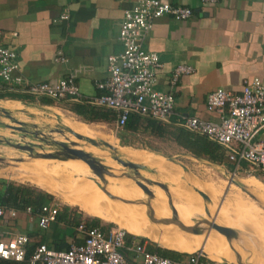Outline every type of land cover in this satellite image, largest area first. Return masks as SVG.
<instances>
[{
    "label": "crops",
    "instance_id": "crops-1",
    "mask_svg": "<svg viewBox=\"0 0 264 264\" xmlns=\"http://www.w3.org/2000/svg\"><path fill=\"white\" fill-rule=\"evenodd\" d=\"M168 1L174 5L191 7L194 14L186 20H176L171 15L157 19L144 42V47L160 57L162 66L158 70L157 88L174 93L175 114L168 121L140 116L136 129H129L126 124L120 133L128 136L138 135L143 142L147 141L146 144L151 142L150 146H136L149 149L147 151L152 157L147 161H157L161 156L170 157L186 178L191 177L188 174L195 175V172L184 159L210 160L207 156H196L181 144L182 138L179 140V134L187 128L183 125V116L197 115L216 120L218 113L210 112L206 107L210 92L219 87L238 92L246 78L259 76L264 80V0H217L214 3H206L203 0ZM135 2L136 0H0V33L4 36L6 45L16 51L20 66L15 74L24 79L21 84L0 79V93L5 94L0 97V103L13 107L55 108L86 121L72 108L75 103L87 104V101L91 102L93 97L102 93L97 83L109 75V55L120 54L124 49L119 40L120 23L125 9L133 6ZM67 9L70 18L61 20V15ZM59 49L63 50L68 61L55 60ZM180 64L191 65L195 70L190 74L181 75L177 84L173 85V72ZM73 72L76 73L75 82L84 96L82 100L67 97L55 101L46 96L28 93L24 89L29 84L55 85L61 78ZM12 94L19 97L10 96ZM45 100L53 102L50 104ZM111 110L115 119L98 122L114 123L117 126V112ZM99 130L103 136L108 135L102 129ZM118 136L119 144L123 148H129L128 144L133 145L123 135L117 134ZM141 136L145 137V140ZM98 141L107 142L103 138ZM176 149L177 153L169 155L172 154L171 150ZM241 169L251 171L248 166H242ZM41 172L38 176L43 174V177H47L43 169ZM27 181L33 183L31 180ZM203 185L207 189L208 185ZM61 193L62 188H58L54 194L62 197ZM193 206L195 207L190 209L195 208L203 212L196 204ZM257 207L258 218L264 213L258 205ZM17 212L13 217H1L0 229L30 233L37 240L43 236L50 238L53 232L59 236L64 230L61 226L55 231L51 228L52 225L42 229L38 216ZM208 217L205 214L204 219ZM253 241L257 248L242 255H249L255 264H264V248ZM231 252L227 251L228 257L232 256Z\"/></svg>",
    "mask_w": 264,
    "mask_h": 264
},
{
    "label": "built area",
    "instance_id": "built-area-1",
    "mask_svg": "<svg viewBox=\"0 0 264 264\" xmlns=\"http://www.w3.org/2000/svg\"><path fill=\"white\" fill-rule=\"evenodd\" d=\"M214 3L217 0H203ZM194 14L191 7L174 5L168 0H136L125 9L120 23L119 40L124 46L120 54L108 57V77L97 83L102 90L91 99L95 105L112 108L117 112V126L125 127L132 113L168 121L175 114L176 98L173 92L157 88L158 70L162 66L157 53L145 49L144 42L157 19L171 15L176 20H186ZM70 18L67 10L61 20ZM0 33V79L8 83L21 84L16 51L6 45ZM55 60L66 62L62 49ZM191 65L180 64L173 72L171 83L177 84L181 75L194 71ZM76 73L63 77L51 85L38 83L27 85L26 91L36 96H46L55 101L67 97L82 100L83 94L75 82ZM206 107L218 113V119L210 120L197 115L183 116V125L197 133L230 148L228 156L240 171L242 161L252 172L264 173V80L259 76L244 79L242 89L233 91L224 87L210 92ZM57 202L45 204L38 216L39 226L48 228L61 209ZM33 215V208L25 211ZM17 210H6L0 206V217H13ZM77 230L82 241H74L67 250H56L46 243L37 244L30 256V264H222L214 262L202 253H186V257L173 259L150 249L149 238L130 233L121 226L102 225L88 227L82 222ZM37 241L33 235L20 231L0 229V258L23 261L28 246Z\"/></svg>",
    "mask_w": 264,
    "mask_h": 264
},
{
    "label": "rangeland",
    "instance_id": "rangeland-1",
    "mask_svg": "<svg viewBox=\"0 0 264 264\" xmlns=\"http://www.w3.org/2000/svg\"><path fill=\"white\" fill-rule=\"evenodd\" d=\"M1 107L10 110L16 119L25 121L28 124L30 123L29 125L32 130L44 131L45 133L57 138H70L73 141L81 144L86 150L89 149L85 146V144H83V142L86 144H91L87 141V139L92 142L97 141L98 143L96 146L103 149L109 155V160L115 166V170L99 171L94 170L89 164L83 161H78L76 163L72 160L56 161L54 159L42 157L44 160L42 161V165L45 168H47L48 165L57 167V169L61 171L60 174H65V179L57 178L51 180L49 178L39 176L40 178L46 179V182L48 181V183L51 181L49 184L53 183L54 185H52L56 188H59L57 183L58 181L63 182L64 188L67 187L70 191V186L73 184L86 183L87 185L96 188L103 197L102 199H98L99 203L103 204L105 207L103 216L90 215L82 210L80 206L67 203L63 196L65 194H70L68 189H63L61 193L62 197H60L46 189L38 187L37 185L27 181L26 178L20 176L23 173L34 176L40 175L42 172L38 173L36 169H40L38 167L39 162L37 161L41 159V157H32L28 160V162L19 164L18 166L15 163L10 165L0 163V178L17 183L32 185L38 189L49 192L53 195V202L59 203L61 207L68 205L74 208L83 215V220L85 221L87 218L90 219L93 217H98L101 220L100 225L103 227L112 225L121 226L130 233L143 237H146L144 234L149 230H157V235L161 242L150 239V237L146 238H149L152 243L164 248L173 250L175 249L176 251L180 252H192L196 251L198 248H202L205 245L206 248H208V251L207 249H205V251L211 257H213V259H226L228 261H235L233 255H229L230 257H227L221 250L217 249L218 247H215V245L211 243L212 241L221 245L227 252V249L218 241V238H221V240H223L225 244L229 246V240H227L225 234L221 233L223 234V237L220 235V231L218 232L214 230L210 234L209 238H207L210 243H207V239H205L203 236L194 234L193 231H190V228L187 230L184 228L186 225L192 226V224L187 223L183 217L190 218L192 220L197 219L198 221L203 222L205 214L208 216L211 215L209 218L210 220L216 219L217 224L234 229L236 237L230 243L236 247L238 252H243L245 254H249L248 252H253L257 248L253 240L261 244L262 248H264V215L260 214L261 216L257 218L256 214V210L259 209L257 205L260 207L261 212L264 213V173L259 172L258 175H255V172L248 170L245 171L244 169H241L235 173V170H230L225 165L212 163L206 160L201 161L196 158H188L184 159L183 161L188 164L191 170L195 172V175L188 174V176L191 177L185 178L181 169H177L175 162L171 161L170 157L161 156V159H159V157L156 159L157 161L153 160L152 162H148L147 159L152 157L151 154L148 153L149 151H147L149 149H142L135 146L145 147L150 146L152 143L148 141V144H146L147 141L143 142L138 137V135L128 136V134L120 133L121 128H117L116 124L114 123H88L78 119L75 116H72L70 113L61 112L55 108L54 109L58 111L56 113L51 111V109H39V107L25 106L13 107L8 106L6 103H3L2 106H0V109ZM33 124H36V126H33ZM18 125L19 124L14 123L13 120L5 117L2 112L0 113V157H22L25 156L26 151L31 148L50 151L64 150L63 147L41 140L37 138L36 135L25 134L20 128H18ZM85 127H89L91 132H86V130L84 131ZM99 129L107 132L108 135L103 136L99 132ZM75 131L85 135L84 137L78 133L83 136L81 142L74 137L73 133ZM117 134L123 135L129 139L134 146L128 144L127 146H130L129 148H123L119 144L118 138L120 137H117ZM98 137L105 139L107 142L98 141ZM141 137L143 140H145V137ZM98 144H108L112 145V147L116 149H123L118 150L120 153L127 155L135 161L147 163L157 170V174L151 175L144 173L147 178H151L148 181L138 178L134 175L130 176L131 173L122 172L120 170L122 169L121 166L112 160L110 152L105 149V147L109 146H102ZM171 152L172 154L169 155L177 153L178 149L171 150ZM95 154L97 156L103 157L106 161L105 163L110 165L106 157L100 153ZM29 163L34 166L33 169L36 171H28L26 167L29 165ZM24 169H26V171ZM171 170H173L172 173ZM231 177H235V179L241 183V186L235 183L229 185V178ZM259 179H261L263 182ZM55 180L58 181L56 182ZM203 183L207 184L209 188L207 187V189H205ZM192 187H196L200 194L195 192ZM124 188H126L127 197L138 199L144 202L141 208L152 206L176 211L183 216L182 217L181 215L175 213L181 218L183 223L172 219L166 214H161L159 212L156 213V211L135 210L125 202L123 197ZM226 191L228 193L225 194ZM201 192L206 193L209 199L205 198ZM127 200L132 203L129 198H127ZM117 201H122V203H118ZM191 202L196 204L198 208H201L203 212L197 211L195 208L188 211L189 209L187 210L186 206ZM121 205L129 212H134L135 217L145 215L151 218L152 213V217L156 218L155 221L158 223V227L156 229L149 228L147 230L146 227L138 224L136 220H131L130 218L123 215L120 210V208H122ZM187 213L193 214L189 216ZM201 225L203 227L206 226L205 224ZM51 228H53V225ZM132 229L134 230L131 231ZM164 243H166L167 246H165ZM245 256L246 258L249 257V255Z\"/></svg>",
    "mask_w": 264,
    "mask_h": 264
},
{
    "label": "trees",
    "instance_id": "trees-1",
    "mask_svg": "<svg viewBox=\"0 0 264 264\" xmlns=\"http://www.w3.org/2000/svg\"><path fill=\"white\" fill-rule=\"evenodd\" d=\"M5 94L0 93V97ZM10 96L19 97V95L12 94ZM45 102L52 104V100H45ZM92 102L75 103L72 110L79 114L87 122H98L105 120L115 119V115L112 108L104 106H95ZM140 115L132 113L127 121V128L136 129V125L140 122ZM183 129L185 132H180L179 140L189 151L193 152L196 156H207L210 161L226 165L230 170L236 169L235 161L231 160L228 156L230 150L229 147L209 138L205 134L197 133L190 129ZM83 144H86L83 142ZM249 163L242 161V166L246 167ZM259 174V173H258ZM53 195L44 190L38 189L32 185L24 183H17L7 179L0 178V206L6 210L11 208L25 212L28 207L33 208V215L35 217L41 214V208L52 201ZM1 218V217H0ZM100 219L93 217L85 221L83 215L70 206H64L60 209L56 221L53 225V230L59 229L61 226L64 228L61 235H57L53 232V235L49 238L43 236L42 239L31 243L28 246V254L25 260L17 261L14 259L0 258V264H30V256L39 243H46L49 247L56 250H67L71 247L74 241L81 242L82 235L77 230V227L82 223H86L88 227L100 225ZM46 229V228H42ZM62 229V228H61ZM30 234V233H29ZM32 235V234H31ZM34 236V235H33ZM35 237V236H34ZM73 239V241H71ZM150 249L166 257L173 259H180L186 257V253L161 247L155 243H150Z\"/></svg>",
    "mask_w": 264,
    "mask_h": 264
},
{
    "label": "water",
    "instance_id": "water-1",
    "mask_svg": "<svg viewBox=\"0 0 264 264\" xmlns=\"http://www.w3.org/2000/svg\"><path fill=\"white\" fill-rule=\"evenodd\" d=\"M3 103H0V106H2ZM0 111L2 112L5 117L13 120L14 123L19 124L21 127L20 129L22 132L28 135H36L37 138L54 143L60 147H63L65 152V155H62L60 152L56 151H50V150H44V149H35L31 148L26 151V155L22 157H14V158H5L0 157V163H4L7 165L15 163L17 166L21 163L28 162L29 159L32 157H43V158H50L54 159L56 161H68V160H80L83 161L91 166L94 170L99 171H110L115 170V168L111 167L110 165H107L103 157L97 156L95 153H93L90 150H86L82 147L81 144H79L76 141H73L70 138L67 137H61L57 138L55 136H52L48 133H45L44 131H34L30 128V123L28 124L25 121H21L19 119H16L12 112L4 107H1ZM0 112V113H1ZM89 123V122H88ZM25 125V126H24ZM28 126V127H27ZM33 126H36V124H33ZM109 147H105L106 150H108L111 154V158L114 162H116L118 165L121 166L122 169H120L122 172L131 173L130 176L134 175L138 178L148 180L151 178H147L144 173L155 175L157 174V170L147 163L141 162V161H135L128 157L127 155H124L119 152L118 149L112 147L111 145H107ZM136 147V146H135ZM144 149V148H143ZM201 161H205L203 158H198ZM232 183H235L239 186H241V183L235 179V177L229 178V185ZM193 190L197 193H199V190L196 187H192ZM205 198L209 199L206 193L201 192ZM228 193L227 191L225 194ZM200 194V193H199ZM153 214L151 213V217ZM211 216V215H210ZM210 216L208 218H205L203 220V223H205V227L201 225L198 220H195V224L190 226L191 230L194 234L203 236L205 239L209 238L210 234L216 230V231H222L226 237L227 240H229V243L232 242L235 237L236 233L234 229L228 228L227 226L219 225L216 223V219L210 220ZM186 230L189 229L186 226L184 227ZM239 236V235H238ZM230 248L235 253V261H228L226 259L216 260L213 259L207 252L203 251L202 249L192 251V252H198L202 253L205 257L211 259L214 262L222 263V264H255L251 261V259L248 257L241 256L236 250L233 245H230ZM175 250V249H174ZM236 250V251H235ZM183 252V251H181ZM192 252H183V253H192Z\"/></svg>",
    "mask_w": 264,
    "mask_h": 264
},
{
    "label": "bare ground",
    "instance_id": "bare-ground-1",
    "mask_svg": "<svg viewBox=\"0 0 264 264\" xmlns=\"http://www.w3.org/2000/svg\"><path fill=\"white\" fill-rule=\"evenodd\" d=\"M51 111H53L54 113H56V112H58L57 110H55L54 108H51ZM21 126L20 125H18V128H20ZM72 129V128H71ZM86 130V132H91V130L89 129V127H85V129H84V131ZM78 133H80V132H78ZM77 133V131L76 132H74L73 133V135H74V137L76 138V139H78L80 142L82 141V138H83V136L85 137V135H83L82 133H80L81 135H83V136H81L80 134H78ZM75 139V140H76ZM87 139V138H86ZM87 141L89 142V143H91V144H85V146L90 150V151H92L93 153H100L101 155H103L104 157H106L107 158V160L109 161V164H110V166L111 167H113V168H115V166L111 163V161L109 160V155L103 150V149H101L100 147H97L96 146V144L98 143L97 141H94V142H92V141H89L88 139H87ZM96 142V143H95ZM94 144V145H93ZM98 145H105V146H107L108 144H98ZM112 146V145H111ZM103 148V147H102ZM119 150H123V149H121V148H118ZM56 152H60L62 155H65L66 156V154H64V150H57ZM49 160V159H48ZM42 161H44L43 159H42V157H41V159H39L37 162H39V165H38V167L42 170H44L45 171V174H46V178H49V179H51V180H54V179H57V178H61V179H65L64 177V175L65 174H60V172L61 171H59L58 169H57V167H52V165H48V167L47 168H45L43 165H42ZM72 161H74V162H81L80 160H72ZM50 162V161H49ZM21 164V163H20ZM26 166V165H25ZM55 166V165H54ZM60 166V165H59ZM27 169H28V171H34L35 169H33L34 168V166L33 165H31V163H29V165L26 167ZM25 171H26V169H24ZM37 171H38V173H40L41 172V170L39 171V169H36ZM35 170V171H36ZM24 171V172H25ZM65 172V171H64ZM20 173V172H19ZM19 173H17V174H19ZM29 173V172H28ZM211 173H212V171H211ZM37 174V173H36ZM44 174V175H45ZM21 177H23V178H26V179H28V180H31L33 183H35V184H37V185H39L40 187H42V188H44V189H46V190H48L49 192H52V193H55V191L58 189V188H56V187H54L52 184H49L48 183V181L46 182V179H43V178H40L39 176H34V175H30V174H26V173H23L22 175H20ZM41 176H43V174L41 175ZM22 179V178H21ZM56 182L58 181V180H55ZM58 183V185H59V188H62V190L63 189H68L67 187H65L64 188V183L63 182H60V181H58L57 182ZM63 186V187H62ZM67 186H70V185H67ZM70 189H71V191L68 189V191L70 192V194H65L64 196H63V198H64V200L67 202V203H69V204H71V205H78V206H80L81 207V209L82 210H84L86 213H88V214H90V215H99V216H103L104 215V212H105V207H104V205L103 204H101V203H99V201H98V199H102L103 197H102V195H101V193H99V190H97L96 188H94V187H92V186H90V185H87L86 183L84 184V183H82V184H73V185H71L70 186ZM66 191V190H65ZM123 197H124V200H125V202L127 203V204H129L132 208H134L135 210H137V211H156V213L157 212H159V213H161V214H166V215H168L169 217H171L172 219H175V220H177V221H179V222H181V223H183V221L181 220V218L178 216V215H176L175 213H177V214H179L178 212H176V211H172V210H169V209H166V208H156V207H152V206H147V207H144V208H141L142 206H143V204H144V202L143 201H141V200H138V199H133V198H131V197H127V192H126V188H124L123 189ZM129 198V200L132 202V203H130L128 200H127V198ZM135 204V205H134ZM137 205V206H136ZM106 206V205H105ZM121 207H122V205H121ZM187 208H191V207H195V206H193V203L191 202V203H189L187 206H186ZM120 208V207H119ZM198 208V207H197ZM120 210H121V212L123 213V215H125L126 217H128V218H130L131 220H136L137 222H138V224H140V225H142V226H144V227H146V229L148 230L149 228H151V229H156L158 226V223L155 221L156 220V218L155 217H147V216H145V215H142V216H139V217H135L134 216V212H129L126 208H120ZM188 210V209H187ZM186 210V211H187ZM188 211H190V210H188ZM198 211V210H197ZM174 212V213H173ZM194 212H195V210H194ZM139 213H141V212H139ZM143 213V212H142ZM158 213V214H159ZM188 214V213H187ZM193 214V213H192ZM192 214H188L189 216L190 215H192ZM179 215H181V214H179ZM198 215H199V213H198ZM182 216V215H181ZM195 216V215H194ZM183 217V216H182ZM184 218V220H186V222L187 223H189V224H192V225H194L195 224V220H192V219H190V218H186V217H183ZM158 221V220H157ZM198 222H200V221H198ZM201 224H205V223H203V222H200ZM161 225V224H160ZM188 228H190L191 229V227L190 226H188V225H186ZM134 229H132L131 231H133ZM219 232V231H218ZM220 233V235H222L223 236V234H221V232H219ZM158 233H157V230H154V231H151V230H149L147 233H145L144 235L146 236V237H150V239H154L155 241H157V242H161V240L158 238V235H157ZM224 237V236H223ZM218 241L227 249V251H230L231 252V250H230V248L225 244V242L223 241V240H221V238H218ZM209 241H208V239H207V243H208ZM210 243V242H209ZM211 243L212 244H214L215 245V247H218L217 249H219V250H221L227 257H228V255H227V252L225 251V249L221 246V245H219V244H217V243H214V242H212L211 241ZM205 244V243H204ZM164 245L165 246H167V244L166 243H164ZM231 245H233L232 243H231ZM234 246V245H233ZM234 248L236 249V247L234 246ZM199 249H202L203 251H205V249H207V251H208V248H206V246L204 245L202 248H198V249H196V250H199ZM212 250V249H211ZM210 250V251H211ZM237 250V249H236ZM235 250V251H236ZM206 252V251H205ZM238 252V251H237ZM232 253V255L234 256V254H233V252H231ZM239 253V252H238ZM241 256H243L242 254H243V252H241V253H239ZM234 258H235V256H234Z\"/></svg>",
    "mask_w": 264,
    "mask_h": 264
},
{
    "label": "flooded vegetation",
    "instance_id": "flooded-vegetation-1",
    "mask_svg": "<svg viewBox=\"0 0 264 264\" xmlns=\"http://www.w3.org/2000/svg\"><path fill=\"white\" fill-rule=\"evenodd\" d=\"M22 131V130H21Z\"/></svg>",
    "mask_w": 264,
    "mask_h": 264
}]
</instances>
